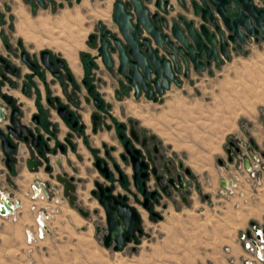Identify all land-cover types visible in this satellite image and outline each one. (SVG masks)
Listing matches in <instances>:
<instances>
[{
    "label": "rangeland",
    "instance_id": "1",
    "mask_svg": "<svg viewBox=\"0 0 264 264\" xmlns=\"http://www.w3.org/2000/svg\"><path fill=\"white\" fill-rule=\"evenodd\" d=\"M108 6V0H49L31 11L27 0H0V32L5 34L13 56L24 50L40 61V53L47 51L69 66L77 61L84 69V78L111 106L99 113L101 121L111 116L120 120L130 117L154 128L166 141L165 146L170 143L192 169L203 193L194 196L192 208L183 207L181 214L164 213L155 220L158 225L146 227L123 250L114 252L103 246L94 230L96 224L104 222L102 210L98 216L94 207L82 201V191L89 202L94 201L90 191L97 176L91 158L78 156L77 168L85 169L82 187L77 190L78 203L89 210L90 217L83 218L61 197L38 204L49 215L45 239L29 250L15 225L1 224L11 233L0 241V263L211 264L212 254L241 231L247 221L242 214L248 217L254 212L257 194L249 192L243 200L214 192L216 180L230 171V167L218 164V160L227 163L228 143L253 146L252 141H239L240 133L253 125V116L259 122L264 118V44L256 46L250 41L239 55L229 54L230 58L223 59L224 63L217 64L213 71L185 79V87H172L156 99L141 98L129 108L127 103H116L106 92L97 43L89 45V36L99 35L101 22L113 23L111 18H100ZM109 30L117 32L116 26ZM77 98L88 99V95L83 90ZM89 141L92 144L93 139ZM263 193L264 190L258 194ZM204 195H209L211 201H205ZM224 201L231 202L227 205ZM95 206L98 207L96 202Z\"/></svg>",
    "mask_w": 264,
    "mask_h": 264
},
{
    "label": "flooded vegetation",
    "instance_id": "2",
    "mask_svg": "<svg viewBox=\"0 0 264 264\" xmlns=\"http://www.w3.org/2000/svg\"><path fill=\"white\" fill-rule=\"evenodd\" d=\"M103 30L106 29L103 28ZM103 30L99 29L101 33ZM101 33L98 36H95L92 44L94 45L97 43L96 51L99 47V36ZM0 40L2 41L5 51L9 53L7 56L0 55V106L5 117L4 120H0V146L2 148V137H5L7 142L15 148L14 152L10 153L8 156L9 165H6L10 167L11 156H14L17 152V142L22 141L23 143L28 144L32 152L33 160L30 162H35L32 168H29L30 162L27 164L29 170L36 171L40 165V167L43 168L44 173L49 175L51 174L50 168L46 167L45 164L48 157L52 153V150L49 147V136L43 132H38L35 129V126L39 124V117L34 116L33 118H30L28 122H24L22 108L16 104V101L12 96L2 93V88L20 87V91L23 95L28 94L29 86L28 82H26L28 77L21 78L20 66L25 67L31 76L38 75L39 69L49 72L57 79L64 76L65 82L72 84L73 94L78 91V86L75 84L66 62H63L61 59L53 58L49 53V61L53 63V70L50 71L42 63L41 53L40 61L36 58H31L24 50H21L17 56H13V50L6 42L4 33L0 32ZM250 41L254 40L249 39L245 45ZM230 49H232V47ZM23 53L25 55V59L35 66L34 70L23 61ZM98 58L100 59L99 54ZM7 64L10 66L9 72L6 71L5 68ZM12 71H16V74H13ZM54 73H58V76H55ZM120 82L121 85L117 89V98L127 97L131 92L133 93L131 87H122L125 84L121 77ZM82 86L88 95L86 103L91 104L94 109L90 115L91 133L96 135L101 130L106 133L113 132L121 147V152L118 154V160L115 156H113V153L116 152V147L110 146L106 142H103L100 148H91L87 140L88 134L86 125L81 122L80 102L77 99H68L66 95V88L65 98L67 97V99L65 100V105L61 104L58 99H48L49 103L52 101L55 102L57 115L64 121L65 126L69 131L65 136V145H59L58 148L61 151L65 150V153L67 151L75 153L76 143L74 142V139L78 138L81 140L82 145L91 156V161L97 176V179L93 183L95 187L90 191V195L94 201H88L87 193L85 191L81 192V198L85 204L90 207H94V213L96 215L101 216L100 210L103 212V224H96L94 228L95 233L101 237L102 244L103 238L107 235L109 228L107 226L106 210L99 201L101 196L109 197L107 203L111 208H117V203L136 213L138 223L134 224L129 241L124 243V249L125 246L131 241H134L137 236L143 234V230L141 228V212L147 213L154 221L159 220L162 218L160 213L168 208V204L175 206L177 209H179L178 206L180 205L191 207L192 196L194 194L201 195L203 192L199 181L189 166L185 164V162L172 150L170 146H165L156 134L152 133L145 127H142L138 120L128 117L126 120L118 121L111 116L103 123L99 113L105 111L106 108L111 106L101 98L94 85L89 83L87 79L83 78ZM141 94L143 93H140V95ZM140 95L137 98H139ZM134 98L137 99L136 97ZM154 99H156V97ZM8 102H11V105H8ZM61 107H65L64 118L60 117L58 114V109ZM13 109L18 111L16 119L19 124L26 128V131L23 132V136H21L20 139H17L8 131V127H12L10 124V115ZM94 117H97L96 126H94ZM35 120H37V123ZM16 133L20 134V129L16 128ZM24 137L27 138V141H24ZM229 143L228 148H226L227 165L233 164L235 156L241 152L239 146L234 143L235 147L239 149V152L235 153L234 147L230 146ZM39 146L41 149H38ZM250 147L252 149L255 148L254 146ZM228 150L231 152L228 153ZM229 156L232 157L231 163L228 162ZM8 158L6 157V161ZM226 164L223 162L222 165H219L227 167ZM126 170H129L130 173L127 174ZM153 170L156 172V176L160 177V184L156 180ZM57 177L73 179L71 183L75 186V191L72 193V195L76 197L75 204L77 207H80L84 211L88 212L87 217L83 218H89V210L80 206L77 197V190L80 186L82 187L81 184L85 178H76L66 172L65 174L50 175L47 181L41 182L45 186L48 194H45L36 183L31 185L30 194L40 193L46 196L49 201L60 199L61 197V199L67 201L69 204V201L64 193V185L57 180ZM8 196L12 198V196ZM209 199L210 197L208 195H204V200L208 201ZM95 202L98 204V207L95 206ZM113 247L114 243H112L107 249L113 250ZM132 250L135 251L134 248Z\"/></svg>",
    "mask_w": 264,
    "mask_h": 264
},
{
    "label": "water",
    "instance_id": "3",
    "mask_svg": "<svg viewBox=\"0 0 264 264\" xmlns=\"http://www.w3.org/2000/svg\"><path fill=\"white\" fill-rule=\"evenodd\" d=\"M49 0H27L31 10L37 6L43 7ZM264 3V0H261ZM182 13L172 16L174 7L170 0H117L113 4L112 22L117 32L99 26L103 30L99 36L97 49L103 65L115 70L124 81V86L131 87L134 97L143 93L148 100L163 95L170 84L181 85L180 77L187 79L190 71L203 72L212 63L219 64L222 59L229 58L230 50L241 52L249 39L258 42L264 38V9H259L254 0H178ZM95 36H89V45L93 44ZM232 47V49H230ZM161 54V55H160ZM23 61L31 68L35 66L25 59ZM41 61L53 70L49 61V52H41ZM6 71L10 66L6 65ZM16 74V71H12ZM58 76V73H54ZM125 92V90H124ZM11 105V102H8ZM18 111L13 109L10 115L8 131L17 139L23 136L26 128L16 119ZM60 117H65V107L58 109ZM0 106V120H4ZM96 126L97 117H94ZM37 123V120H35ZM20 129V134L16 133ZM27 141V138H23ZM39 140V138H38ZM235 153L239 149L234 143ZM2 149L8 158L15 148L2 137ZM231 151L228 150V153ZM228 162H232L229 156ZM9 165V158L6 161ZM35 162H30L32 168ZM219 164L223 162L219 160ZM248 162L245 161V167ZM160 184V177L156 176ZM64 185V193L70 206L82 217L88 212L75 204L76 197L72 195L75 186L72 178L57 177ZM45 194H48L41 182L36 183ZM109 197L100 198L107 216L108 233L103 238V245L108 248L114 243L113 251L123 250L125 242L129 241L134 224L138 223L134 211L116 203L117 208H111L107 201Z\"/></svg>",
    "mask_w": 264,
    "mask_h": 264
},
{
    "label": "crops",
    "instance_id": "4",
    "mask_svg": "<svg viewBox=\"0 0 264 264\" xmlns=\"http://www.w3.org/2000/svg\"><path fill=\"white\" fill-rule=\"evenodd\" d=\"M68 1L71 2L72 0H68ZM108 1H109V6L106 8V12L102 14V17H100L104 19L107 18L106 19L107 21H109L108 18H111L112 20L113 4L117 0H108ZM170 3L174 7L172 16H176L182 13V8L180 7L178 0H170ZM254 3L260 9H264V3L261 0H254ZM1 20L2 18L0 16V21ZM111 24L108 23L106 24V22L105 23L101 22V24L98 25V29L99 26H103L105 29H109V28L114 29L115 25L113 23ZM100 33L101 32L99 31V34ZM255 43L256 46L264 44V38L260 39L258 42ZM233 53L239 55L240 52L230 51V56H232ZM8 54L9 53L5 51V49L3 48L2 41L0 40V55L7 56ZM220 63L221 64L224 63V60L222 59ZM70 66L69 64H67V67L73 76L74 82L78 86V91L75 93L76 95L73 94L74 92L72 89V84L65 82L64 76L57 79L53 77L49 72H46L42 69L38 70V75L31 76L29 75V71L23 66H20L21 78L28 77L26 81L28 82V86H29L28 94L23 95L20 91V87L2 88V93L12 96L16 101V104H18L22 108L24 122H28V120L30 118H33L34 116L39 117V124L35 126V129L36 131L43 132L44 134L49 136L48 142H49V147L52 150V153L48 157L47 162L45 164V166L49 167L51 171V174L48 175L44 173L43 168L40 167V165L36 171L29 170L27 164L33 160V155L27 143H23L22 141L17 142V152L15 153L14 156H11L10 167L6 165V157L0 146V192L12 196V198L19 203V207H20V213L16 223L0 220V241L2 240V238H9L11 233L9 232L8 229L3 228L1 224L9 223L15 225L16 231L19 233L21 232L23 236H24V231L33 226V214L29 210L31 202L28 199L30 195V187L33 183H37L38 181L45 182L49 179L50 175L65 174V172L69 175H73L76 178H83L85 175V169L81 171V169L77 168L76 166L77 157L82 156L84 158H88V157L91 158L89 152L84 148L81 140L78 138L74 139V142L76 143L75 153H71L69 151L65 153V150L64 151L59 150L58 148L59 145H65V136L69 131L65 126L64 121L61 120L57 115L55 102L52 101L51 103H49L48 99H58L59 102L63 105H65V100L67 99V97L68 99L76 98L77 100H79L81 105V112H80L81 122L86 125L87 134H88L87 140L91 148L93 149L100 148L101 144L103 142H106L108 145L116 147V152L113 153V156H115V158H117L118 160V154L121 152V147L118 141L116 140L114 133L98 132L96 135H93L91 133L90 115L93 109L89 104L86 103L87 99L80 100V98H77L78 95L82 93V91L84 90L83 86L81 85H82V80L85 76V72L82 67H79L77 61L70 64ZM216 66L217 64L212 63V65L209 68L205 69L203 72L200 73H195L194 71L191 70L189 79L191 80L193 76H196L198 74H204L207 73L208 71H213ZM101 68H102V75L104 76L103 82L105 87L107 88L106 92L111 95V97L114 99L116 103L118 104L127 103L128 104L127 106L129 108L130 107L133 108V106L135 105L134 101L137 100L139 101L141 100V98H145L146 101H148V99L145 97L144 94H141L139 98L135 99L132 92L127 97L117 98V89L121 85L120 77L116 74L115 70L106 68L102 62H101ZM112 72L116 75L114 76ZM179 80L181 81L180 86L171 83L169 89L165 90L163 94L171 90L172 87H185V84L183 83L185 79L180 77ZM65 88L67 93L66 98H65ZM123 98H127V99L123 100ZM117 120L122 121L120 119ZM251 121L253 122V125L247 128L246 132L244 133L239 132L242 135V137H239L238 135L237 136L240 138L239 141H244V140H247L249 142L252 141L253 146L259 149L264 146V118L259 122L257 116H253L251 118ZM140 124L142 127H145L152 133L156 134L164 145L166 144V141L161 139L159 132H156L154 128L147 126L141 122ZM89 139H93L92 144L90 143ZM168 146L171 147L170 143L168 144ZM171 148L177 154L175 149L173 147ZM126 173L129 174L130 171L126 170ZM225 178L227 179L228 175L225 174L221 178H218L216 180L217 189L223 186ZM217 189L214 192L215 194L217 193ZM262 190H264V187ZM258 193H256L258 199L255 201L256 203V205L254 206L255 209H252L254 210V212L252 211L253 214L248 217H246L247 213L242 214L244 215V218L247 219V221L243 223L244 226L240 230L245 229L251 223H256V222L260 223L264 220V203L263 204L261 203L262 200H264V197L262 196L264 193L260 195ZM194 196L195 194L192 196L191 207L180 205L178 206L179 209H177L175 206L168 204V208L165 211H162L160 214L162 215V217L164 213L177 214L179 212L181 214L183 207L186 209L193 207V205L196 202L194 200ZM208 201H211V197ZM230 202L231 201L229 202L226 201L225 203L230 204ZM141 216H142L141 228L143 232L146 231V227L148 226L151 227L153 225H158V222L152 220L147 213L141 212ZM238 233L239 231L236 232V238L229 240L228 244L221 246L219 249L216 250V252L212 254L210 259L211 264H243L242 259L246 258V255L244 254L240 245L236 241ZM227 248L230 250L229 253L226 252ZM0 264H4V263H0Z\"/></svg>",
    "mask_w": 264,
    "mask_h": 264
},
{
    "label": "built area",
    "instance_id": "5",
    "mask_svg": "<svg viewBox=\"0 0 264 264\" xmlns=\"http://www.w3.org/2000/svg\"><path fill=\"white\" fill-rule=\"evenodd\" d=\"M239 148L241 152L235 156L233 164L227 165L230 167L228 178L224 179L217 194L222 197L238 196L245 200L248 191L256 194L264 187V146L252 149L250 145L243 143L239 144ZM245 161L248 162L247 167ZM28 199L31 202L29 210L34 212V216L33 226L24 231V239L29 250H32L45 239L49 217L46 208L38 204L49 200L40 193H31ZM19 213V203L0 192V220L16 223ZM237 243L246 255L242 259L243 264H264V220L251 223L241 230L237 235Z\"/></svg>",
    "mask_w": 264,
    "mask_h": 264
},
{
    "label": "trees",
    "instance_id": "6",
    "mask_svg": "<svg viewBox=\"0 0 264 264\" xmlns=\"http://www.w3.org/2000/svg\"><path fill=\"white\" fill-rule=\"evenodd\" d=\"M38 149H41V147L39 146V148Z\"/></svg>",
    "mask_w": 264,
    "mask_h": 264
}]
</instances>
